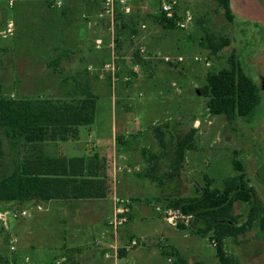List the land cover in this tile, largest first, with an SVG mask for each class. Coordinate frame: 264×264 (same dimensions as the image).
Returning <instances> with one entry per match:
<instances>
[{"label": "crops", "instance_id": "obj_1", "mask_svg": "<svg viewBox=\"0 0 264 264\" xmlns=\"http://www.w3.org/2000/svg\"><path fill=\"white\" fill-rule=\"evenodd\" d=\"M240 1L229 0L231 14L233 7H239ZM76 2L77 5H75ZM149 2L148 0H142L139 6L148 15H156L157 10L149 9ZM155 2L152 1L150 4L152 5ZM73 3L74 7L70 6V4L67 6L63 4L61 9L53 8L51 4H47L30 5L21 10L18 18L14 20L15 31L18 30L21 36H27L25 31L29 28L28 33L31 32L32 36L27 37V39H17L14 42V46L27 41L30 45L29 49L22 53V58L25 60L23 65L13 64L12 71L20 75H24L26 72L35 74L36 71L30 69L34 65L39 64H42L44 74H52L56 65H60L61 68L67 70L72 68V72L70 71L72 74H85L84 76L87 78L96 97V102L99 95H102L101 92L105 88L108 89L110 108L108 115L103 117V114L98 115L96 113L97 102L93 124L78 128L76 140L48 142L43 149L44 156L49 159L94 160L96 165L92 168L93 172L96 175L105 177L108 194L105 198L91 200H52L46 203L1 202L5 204L7 209H12V211L35 207L36 212L47 214H43L46 217L43 215L35 217L31 222H29V217L8 220L7 230L11 231L9 233L10 247L15 252L16 259L14 260L18 264H33L42 257L39 249L46 243V239L43 236H35L34 233H45L42 230H46L48 227L46 223L49 218H57V224L63 228L62 236L57 242L59 259L55 264H118L119 260L126 258L133 249H126L131 241H135L140 246L146 243L149 236H160L162 240L167 241V233L171 234V236L174 235L175 228L168 225L163 215L161 216L155 211L154 218H152L150 228L147 231L140 230L137 224L133 225L135 217L140 221L139 224L148 220L145 213L146 207L144 206L150 202L149 199H154L155 203H158L162 199L172 200L195 197V195L178 197L177 193L173 195H171V192L166 193L162 188L163 182L157 179L156 174L154 175L157 170L156 166L159 165V157L157 158L158 162H148L146 158L148 153L158 156L156 153L157 148L155 149L157 143L159 148L163 149L169 138L177 143L188 134H191V137L198 134L199 131L196 128L199 121L194 120L189 126L187 121L184 123L183 120L187 115L185 114L183 119V111L179 112V110L181 111L184 108L181 101H172L171 98L167 97L163 98L160 91L147 101H136L133 99L135 91L140 92L141 89H150V82L163 79V76L169 73H176V70L174 71L173 69L176 64L168 65L158 59L169 55H164L159 51L154 43L156 37L151 35L150 30L142 31L138 28L139 35L134 34L135 38L130 35L128 39L130 47L126 52L119 50L122 37H118L117 44L114 36L117 81L112 84L106 72L103 78H99L100 69L109 60L111 54L107 47L110 35L106 32V29L109 32L110 30L105 20L98 19L100 7L97 8V3H84V1L76 0H73ZM156 4L158 6L157 2ZM134 11L135 7L133 6L131 14ZM82 15H86L88 18L83 19ZM130 15L125 16L128 17ZM232 15L233 19L236 20V15ZM104 26L107 28L105 29ZM56 39L60 41V44L58 47L53 48L51 44L56 42ZM97 39H100L104 44L102 50L94 49V42ZM138 46H143L146 50V55L142 59L138 57ZM43 58L45 60L42 61L41 59ZM138 59L141 62H138ZM157 62L162 66L156 65ZM20 67L22 71H20ZM148 81L150 82L148 83ZM28 82L30 81L28 80ZM44 82L45 80H41L40 84L42 85ZM19 83L25 84L27 79L18 78V81L14 82V84ZM46 85L48 86L47 83ZM51 85L49 82V89H52ZM183 85L177 88L179 92L176 91V94L179 97L182 96L183 90L181 88H187L185 84ZM56 88L58 90L61 89V81H59ZM187 92L190 95L191 92L189 90ZM196 93L200 96L197 91ZM138 96L141 97V93H138ZM173 106V112L176 113L177 121L180 122L178 124L170 122L173 119L170 114H174L171 111ZM204 110L206 111L205 106ZM157 115H161L163 122L158 124L159 126H154V128H144L142 123L151 121V125H154L155 120L153 119ZM81 128H87L88 139L86 140V147L81 149V154L75 155L73 153H75L76 148L81 146ZM171 129L177 130L178 135L174 139ZM185 131H188V133ZM191 137L186 146V153L194 150L192 145L193 138ZM150 147L153 148L152 151H150ZM170 153L173 154L172 151ZM152 166H154L155 170L148 175L147 169L152 168ZM114 194L129 198L133 203L126 223V225L131 227L127 226L128 229L124 231L122 230L123 228L118 230L116 235L108 226V221L113 213L111 198ZM161 222L169 226V229L164 230ZM32 226H37L39 229L35 231ZM179 227H177L179 230H183V228ZM49 239L50 243H53L52 239ZM47 241L48 244L49 240ZM115 246L118 248L116 258H114L115 253L112 250ZM194 248L196 247L192 243L188 245L186 243L185 247L180 244L165 245L166 251L178 253L185 261V264H189V262L181 250H193ZM105 254H108L109 257L106 258ZM167 262L175 264L173 258H167ZM49 264L53 263L50 262Z\"/></svg>", "mask_w": 264, "mask_h": 264}, {"label": "rangeland", "instance_id": "obj_2", "mask_svg": "<svg viewBox=\"0 0 264 264\" xmlns=\"http://www.w3.org/2000/svg\"><path fill=\"white\" fill-rule=\"evenodd\" d=\"M8 1L0 0L1 95L9 99H52L60 97L61 91L56 86L61 81V78L72 74L70 73L73 70L72 68L67 70L61 68L60 65H56L52 74H44L42 70L43 66L39 64L34 65L30 69L36 71L35 74L26 72L24 75H20L12 71L13 64L23 65L25 60L22 58V53H25L30 45L27 41L25 43L19 42V45L15 44L16 46H14V42L17 39H27V37L32 36L31 32L28 33L29 28L25 31V35L27 33V36H21L18 30L15 31L14 20L18 18L19 13L26 6L52 4L55 0H16L11 7H9ZM148 1H150L148 3L149 9L157 10V0ZM152 1L156 2L151 5ZM61 2V8H63V4L66 6L70 4V6L74 7L73 0H61ZM75 5H77V2ZM132 5L135 7L132 21L134 33L139 35L138 28L141 24H145L148 28L147 30H150L152 33L151 35L156 37L154 43L162 54L169 55L170 57L175 55V57H178L179 55L184 58L183 63L176 64L173 68L177 74L169 73L163 76V79L152 82L148 81V83L150 82V89H141L140 92L135 91L133 99L136 101H147L152 96H156L160 91L163 98L167 97L171 98L172 101H181L184 108L181 111L179 110V112L183 111V119L185 114L187 115L183 120L184 123L187 121V125L189 126L194 120L199 121L196 128L199 132L191 137L193 138L192 145L194 146V150L188 153L184 152L183 162L179 166H174L176 158L175 140L169 138L163 149L159 148L158 143L156 144L155 149L157 148L156 153L159 157V165L156 166L157 170L154 175L156 174L157 179L163 182V190L166 193L171 192V195L177 193L178 197L196 196L203 189L205 179L211 181L213 188L219 189L225 179L236 174L232 167L235 153L236 160L240 161L243 165L251 186L264 205V0H241L239 7L232 8V14L236 15V20L233 19L230 23L225 20L214 0H177V14L182 17L185 13H190L192 20L185 30L170 31L163 30L159 25L154 24V18L151 17H155L156 15H148L139 6L137 1L132 3ZM10 24L12 25L11 33H7L5 31L7 30V25ZM204 31L222 33L228 38L230 44L217 55L211 56L209 51L203 48V43L201 42ZM106 32L110 35L107 29ZM121 37L119 50L126 52L130 47L128 40L130 34L126 30L122 32ZM59 44L60 41L56 39V42H53L51 47L56 48ZM231 55L238 59L243 72L256 84L259 90L260 104L250 119L244 120L239 118L234 123L229 124L223 116L212 117L208 115L204 110V99L202 96H198L196 91L204 84L206 73L226 66L227 60ZM193 57H199L200 60L194 62ZM41 60L43 61L45 58ZM205 63H208L209 66H205ZM156 65L162 66L158 62ZM20 71H22L21 67ZM18 78L27 79V83L14 84L16 80L18 81ZM41 80H45L42 85L40 84ZM49 82L52 84V89L48 88ZM172 83L176 84L175 87L177 88L185 84L188 89L186 87L181 88L183 90L182 96L179 97L176 94L177 89L171 86ZM188 90L192 94L190 93L189 95ZM107 91L108 89L105 88L101 92L102 95L98 97V103L96 102V113L98 115L103 114V117L110 112ZM138 93H141V97L138 96ZM192 98H194L193 103ZM171 111H174V106L171 108ZM174 114H170L173 118L170 122L172 124L180 123L177 121L176 113ZM160 116L157 115L153 119L155 120L154 125H151V121L143 122L144 128H154V126L156 127V125L163 122V118ZM86 129L81 128L80 130L81 146L76 148L75 153H73L75 155L81 154V149L86 147V140L88 139V131ZM175 129H171L173 139L178 135ZM185 132L188 133V131ZM152 133L154 132L152 131ZM152 149L150 147V151ZM171 151L173 154L170 153ZM261 169L263 170L260 172ZM3 172L0 171V176ZM167 200L162 199L158 203H155L154 199H149L150 202L144 206L146 207L145 213L148 220L139 224L140 221L135 217L133 225L137 224L140 230L147 231L150 228L152 218H154V211L161 216L163 215L162 212H157L155 209L157 207L161 210L164 209L163 202ZM11 211L12 209H7L5 204L0 202V256L11 260L12 264H18L14 260L16 259L15 252L10 247L9 233L11 231L7 230L8 219L2 221L4 219L2 215ZM26 211L28 212L27 217H29V222L35 217L44 214L36 212L35 207L26 209ZM245 212V205L234 204L233 214L243 215ZM57 220V218H49L46 223L48 227L46 230H42L45 233H34L35 236L45 237L46 243L39 249L42 254L41 259H37L33 264H49L50 262L55 264L59 259L57 242L62 236L63 228L57 224ZM161 224L164 230L169 229V226L164 222H161ZM127 226L125 224L119 230L123 228L122 230L124 231L128 227H131ZM200 226H202L201 223L193 224L192 226L190 224L188 227L184 226L183 230L172 226L176 230L174 229V235L172 236L167 233V241L162 240L160 236H149L144 245L139 246L137 244L138 247L133 248L126 258L120 259L118 264H169L167 257L162 252V250H165V245L180 244L185 247L186 243L187 245L192 243L196 247L193 250H181L182 254L188 259L189 264H198L199 261L201 264H218L214 255L215 247L210 242V234L202 236L197 233V229L201 228ZM32 228L35 231L39 229L37 226H32ZM49 238L52 239L53 243H50ZM47 240H49L48 244ZM224 244L226 253L234 256L239 264H264V233L259 231L258 225H254L246 234L238 237L237 243L233 242L232 239H227Z\"/></svg>", "mask_w": 264, "mask_h": 264}, {"label": "trees", "instance_id": "obj_3", "mask_svg": "<svg viewBox=\"0 0 264 264\" xmlns=\"http://www.w3.org/2000/svg\"><path fill=\"white\" fill-rule=\"evenodd\" d=\"M214 2L230 23L233 15L229 0ZM151 18L163 30H179L176 23L181 16L177 12L172 19L161 15ZM132 21L133 14L128 17L120 13L117 15L114 24L117 44L123 31L135 34ZM201 42L211 56L230 44L224 34L210 31L203 32ZM138 62L141 61L138 59ZM84 75L74 73L61 78L60 98L9 99L0 93V171H4L0 176V202L46 203L107 196L105 177L93 172L94 160L49 159L43 154L46 143L76 140L78 128L93 124L96 97ZM197 92L204 99L208 115L223 116L229 124L239 118L250 119L260 104L256 84L243 72L240 62L233 55L228 58L226 66L206 73L204 84ZM190 135L176 143L175 167L183 162ZM157 158L155 154L148 153L146 159L156 162ZM153 167L147 169L148 175L154 172ZM232 167L236 174L225 179L219 189L213 188L211 181L205 179L203 189L195 197L163 202L164 209L192 216L191 226L197 223L203 225L197 233L202 236L210 234L218 264H239L234 256L226 253L225 240L232 239L237 243L238 237L254 225H258L259 231L264 233V206L251 186L243 165L236 160L235 153ZM235 203L247 207L243 215L233 214ZM162 252L167 258H173L175 264H185L178 253ZM12 263L0 256V264Z\"/></svg>", "mask_w": 264, "mask_h": 264}, {"label": "built area", "instance_id": "obj_4", "mask_svg": "<svg viewBox=\"0 0 264 264\" xmlns=\"http://www.w3.org/2000/svg\"><path fill=\"white\" fill-rule=\"evenodd\" d=\"M16 0H9L8 5L9 7L13 6V3ZM76 1H86L89 3H97L100 7V12L98 14V19L105 20L108 28L110 30V41L107 45L108 49L110 50L111 54L109 57V60L104 63L101 67V72L99 75V78H103L104 73H108L109 80L112 84H114L117 81V68L115 65L116 57L114 55V24L117 18V15L120 13L122 15H130L132 12V3L137 1L139 4L141 3L140 0H76ZM158 6H157V12L156 15H161L166 19H172L174 17V14L176 12L177 7V0H157ZM51 6L56 9H60L62 6L61 0H55L52 2ZM83 19H87L88 17L86 15H82ZM192 17L190 13H185L181 19L176 23L177 27L181 30H185L189 23H191ZM11 27L12 25H8V28L6 30L7 33H11ZM140 30L146 31L148 28L145 24H141L139 27ZM135 35H132V38ZM104 47L103 42L100 39H97L94 42V49L95 50H102ZM137 53L139 58H143L146 55V50L143 46L137 47ZM158 58V57H157ZM162 62L165 64L171 65V64H181L184 62V58L181 56L178 57H170V56H162L160 58ZM200 60L199 57H193L194 62H198ZM205 66H209L208 63H205ZM91 69V68H89ZM172 87L177 89L176 84L172 83ZM177 92L178 89H177ZM112 205H113V213L111 218L108 221V226L111 227L114 235L118 232L119 228L125 225L128 221V215L130 214L131 207H132V200L129 198L119 197L116 194H114L111 198ZM38 209H40L38 207ZM157 212H162L164 219L166 222L173 226L177 227L178 225H184L185 227L190 226L192 222V216H185L182 215L178 210H171V209H155ZM4 219L2 221L8 220H16L18 218H23L28 216V212L26 210H13L11 212H8L6 214L2 215ZM1 218V215H0ZM181 223V224H180ZM214 245V243H213ZM137 246V243L135 241H131L129 245H127L126 249H132ZM11 249H13L11 247ZM115 255L114 258L117 257L116 252L118 250L117 246L112 248ZM105 257L108 258L109 255L105 254ZM58 264V263H57Z\"/></svg>", "mask_w": 264, "mask_h": 264}]
</instances>
